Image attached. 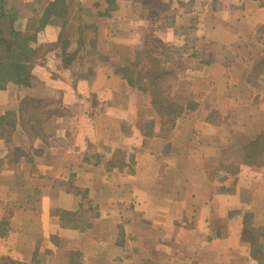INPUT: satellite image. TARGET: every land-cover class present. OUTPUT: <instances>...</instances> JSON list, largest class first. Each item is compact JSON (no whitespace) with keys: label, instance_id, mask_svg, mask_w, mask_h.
Instances as JSON below:
<instances>
[{"label":"crops","instance_id":"0c3cea01","mask_svg":"<svg viewBox=\"0 0 264 264\" xmlns=\"http://www.w3.org/2000/svg\"><path fill=\"white\" fill-rule=\"evenodd\" d=\"M53 1L2 2L0 38L35 34L41 58L0 89V264H264V165L222 157L264 131V0H66L44 19ZM147 35L187 53L166 62L190 106L167 134L118 72ZM27 98L70 112L40 111L36 135Z\"/></svg>","mask_w":264,"mask_h":264},{"label":"trees","instance_id":"16d2710c","mask_svg":"<svg viewBox=\"0 0 264 264\" xmlns=\"http://www.w3.org/2000/svg\"><path fill=\"white\" fill-rule=\"evenodd\" d=\"M107 1L111 2L112 0ZM2 2L3 0H0V18L3 15ZM67 13L66 0H54L46 8L44 19L52 15L66 16ZM0 33H2L1 26ZM31 43H36L35 34L29 38L22 36L21 32L11 30L9 39L0 38V89L7 82L28 85L30 68L37 59L41 58L39 51L33 48ZM170 52L163 42L152 36L149 37V41L143 44V47L135 52L133 62L118 69V72L131 87L150 96L151 107L159 118L160 130L164 134L171 131L175 121L189 106L188 104L183 105L177 96L169 95L173 81L176 79V72L173 68L166 66V62L169 60L162 58L168 56ZM42 103L40 100L29 98L21 102L20 120L24 131L40 135L42 127L37 122V114L40 112L39 108ZM28 105L39 109V112L25 118L23 111ZM4 117H8V119H4ZM15 118V114L12 112L0 116V139L3 136V129L13 125ZM241 160L245 164L254 166L264 163V131H261L254 140L244 144ZM110 162L115 166L125 167L117 160Z\"/></svg>","mask_w":264,"mask_h":264},{"label":"rangeland","instance_id":"374dc122","mask_svg":"<svg viewBox=\"0 0 264 264\" xmlns=\"http://www.w3.org/2000/svg\"><path fill=\"white\" fill-rule=\"evenodd\" d=\"M149 41V37L147 35V37H145V40L143 42V44L145 43V41ZM43 46V45H42ZM50 48V46H43L41 48V52L44 53L45 51H47L48 49ZM171 52L169 53L168 56H164L162 59H168L170 62V64L172 63H176L177 64H181L183 63L184 59L186 58V55L187 53L184 51L183 52V49L181 47H176V48H173L172 50H170ZM169 95L171 96H178V94L175 93L174 91V88L169 92ZM190 107V106H189ZM40 111L45 113L46 115H52L55 111H57L58 109H61V111L63 110V114H68L70 111L67 107L63 108L62 109V105H60L59 103L56 104V102H52V100H48L44 103H42V105L40 106ZM39 109H36L34 107H32V105H28L27 108L24 109L23 111V114H24V117L25 118H28L29 115H32L34 114L35 112H39ZM50 112V113H49ZM48 113V114H47ZM156 115V114H155ZM8 119V117H4V119ZM39 118L41 117H38L37 120H39ZM239 117L236 118V120H238ZM263 118V117H261ZM36 120V119H35ZM38 122V121H37ZM55 123V122H54ZM147 128H149V126H147ZM146 130H149L147 129ZM166 132V131H165ZM104 151V149H103ZM243 152V149L241 150V148H233V149H227V151L224 152L223 156L224 157L223 159H227L228 161H232V160H235V161H239L241 159V154ZM125 152H119V154H117V156H115V159L114 160H117L118 163H121L123 160H126L127 158V154ZM261 165H264L261 164ZM207 168H208V172H210L209 174L212 175V172H213V167H211L210 164L207 165ZM215 175V173H213ZM168 245V244H167ZM166 245V246H167ZM169 247V246H168ZM173 247V246H172ZM194 249V248H193ZM193 249H191V251H193ZM174 250H176V253H181V251L179 250V246L178 248H175ZM161 252L163 253V250H161ZM160 252V253H161ZM165 253V252H164ZM160 257L163 259V258H168V253L164 254L165 256H162L161 254H159ZM181 257V255H178ZM179 262H183L181 260H178ZM178 261L175 262V264H181L179 263ZM162 262H164V260H162L161 262H159V264H162ZM184 263L186 264L187 262L184 261ZM183 263V264H184ZM152 264V263H150ZM153 264H156V263H153Z\"/></svg>","mask_w":264,"mask_h":264}]
</instances>
